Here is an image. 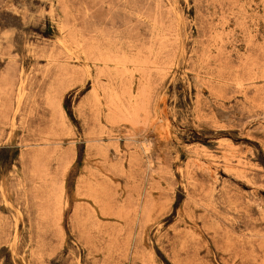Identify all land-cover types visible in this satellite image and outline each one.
Instances as JSON below:
<instances>
[{"label":"rangeland","instance_id":"374dc122","mask_svg":"<svg viewBox=\"0 0 264 264\" xmlns=\"http://www.w3.org/2000/svg\"><path fill=\"white\" fill-rule=\"evenodd\" d=\"M0 264H264V0H0Z\"/></svg>","mask_w":264,"mask_h":264},{"label":"bare ground","instance_id":"6f19581e","mask_svg":"<svg viewBox=\"0 0 264 264\" xmlns=\"http://www.w3.org/2000/svg\"><path fill=\"white\" fill-rule=\"evenodd\" d=\"M98 37H99V35H98ZM102 37V36H101ZM173 37V36H172ZM86 38V37H85ZM92 38V37H91ZM93 38H94V35H93ZM103 39V38H102ZM142 39V38H141ZM76 40V39H75ZM106 40V39H105ZM98 41V40H97ZM110 41V40H109ZM116 41V40H115ZM82 42V41H81ZM86 42V41H85ZM89 42V41H88ZM93 42V41H92ZM92 42H91V44H92ZM111 43H112V41H111ZM110 43V44H111ZM87 44V43H86ZM91 44H89L90 46H91ZM104 44V43H103ZM116 44V43H115ZM79 45H81V43H79ZM121 45V44H120ZM126 45V44H125ZM124 45V46H125ZM143 45V44H142ZM99 46V45H98ZM103 46V45H102ZM116 46V45H115ZM115 46L113 47V50L115 49ZM132 46V45H131ZM66 47V46H65ZM133 47V46H132ZM91 48V47H90ZM90 48H89V50H90ZM103 48V47H102ZM106 48H107V46H106ZM111 48V47H110ZM109 48V49H110ZM109 49H107V50H109ZM125 50H123L124 52L123 53H117V52H113L112 50V52L109 50V52H107V54H102L101 56H102V60H103V62H105V63H108L109 64V66L107 67V69L106 70H108V72H109V75H110V78L112 79V78H114V79H116V78H118V79H122L121 77H123L124 75H126L127 73H129V75H131L130 73H132V72H138L139 73V75L140 74H143V72H145V70L143 71V64H148V62H147V60L144 58V60H143V51H141V50H139V48L137 49L138 51L137 52H135L133 55H129V54H127V53H125V52H127L126 51V48H124ZM142 50H143V48H141ZM104 50H105V48H104ZM128 50V49H127ZM136 50V49H135ZM96 51V50H95ZM140 51V52H139ZM119 52V51H118ZM150 52H151V50H150ZM100 53H101V51H100ZM104 53V52H103ZM149 54V53H148ZM97 56H99V55H97ZM100 56V57H101ZM154 56V55H153ZM149 57H150V55H149ZM100 59V58H99ZM151 59H153V58H151ZM87 60V59H86ZM98 61V60H97ZM99 62V61H98ZM145 64V65H146ZM104 65V64H103ZM155 65V64H154ZM158 65V64H157ZM87 66V65H86ZM88 68V67H87ZM100 68V67H99ZM154 68V67H153ZM104 69V68H103ZM102 69V70H103ZM159 69V68H158ZM170 69V68H169ZM150 70H151V68H150ZM99 71V70H98ZM97 71V72H98ZM163 71V70H162ZM166 71V70H165ZM148 72H150L149 70H148ZM99 73V72H98ZM87 74H89V73H87ZM90 76V75H89ZM125 77V76H124ZM139 77H141V75L139 76ZM109 78V79H110ZM142 78V77H141ZM96 79V78H95ZM127 80H128V78H127ZM126 80V81H127ZM94 81H96V80H94ZM122 82L124 81V80H121ZM146 81V80H145ZM148 81V80H147ZM146 81V82H147ZM130 82V81H129ZM108 84V83H107ZM118 84V83H117ZM124 84H125V81H124ZM120 85V84H119ZM126 85V84H125ZM125 85H123V86H125ZM130 85V84H129ZM144 85V84H143ZM93 86V85H92ZM127 86V85H126ZM125 86V87H126ZM131 87H132V85H130ZM145 86V85H144ZM143 86V87H144ZM146 87V86H145ZM123 88V87H122ZM120 89V90H122L123 91V89ZM128 88H130L129 86H128ZM127 88V89H128ZM99 89V88H98ZM97 89V90H98ZM111 89V88H110ZM109 89V90H110ZM114 89H115V87H114ZM130 90V89H129ZM133 90V89H132ZM119 91V90H118ZM131 91V90H130ZM128 91H126V93H127ZM143 92H144V89L143 88H139L138 89V91L136 92L135 91V93H133V95L132 94H129L128 95V100H126V101H128V106L126 105V104H123L122 103V101H121V94H119V93H117L116 91H114L113 89H111V91H110V97H111V99H110V103H111V105H112V102L114 103L113 105L115 106L114 108H116L115 110L117 111V108L118 109H120V110H122L123 109V113H121V111H120V114H124L125 115V112H124V110L126 111V113H127V115H131L130 114V112H129V109H130V111H131V113H136V114H138L137 112H139L140 111V114H142V110L144 109V107H143ZM96 93H98L97 91H96ZM95 93V96H96V98H97V94ZM123 93H124V91H123ZM132 93V92H131ZM145 93H146V91H145ZM125 95V94H124ZM123 95V96H124ZM132 95V96H131ZM129 96H130V99H129ZM102 98V97H101ZM148 97H146V99H147ZM108 99V98H107ZM125 99V98H124ZM130 100V101H129ZM149 100V99H148ZM146 102H147V100H145ZM150 102V101H149ZM148 103V102H147ZM146 103V104H147ZM104 104V103H103ZM107 104H108V102H107ZM112 105V106H113ZM126 105V106H125ZM111 106V107H112ZM129 107V108H128ZM147 107V106H146ZM113 108V109H114ZM126 108V109H125ZM114 111V110H113ZM137 111V112H136ZM147 111V110H146ZM160 111V110H159ZM118 113H119V111H117ZM144 112V111H143ZM117 113V114H118ZM146 113H148V112H146ZM116 114V113H115ZM145 114V113H144ZM143 114V115H144ZM148 115V114H147ZM117 116H119V115H117ZM147 121V120H146ZM231 150V149H230ZM225 152V151H224ZM234 154V153H233ZM194 159V158H193ZM223 159V158H222ZM195 161H197V160H195ZM200 162V161H199ZM203 162V161H202ZM201 163V162H200ZM206 163V162H205ZM203 165V164H202ZM217 165V164H216ZM249 165V164H248ZM225 167V166H224ZM229 167V166H228ZM212 170V169H211Z\"/></svg>","mask_w":264,"mask_h":264}]
</instances>
